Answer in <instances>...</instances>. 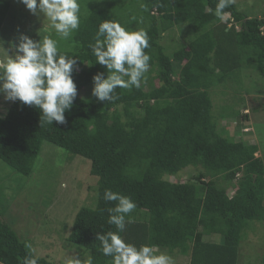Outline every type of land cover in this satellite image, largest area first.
Here are the masks:
<instances>
[{"label":"trees","instance_id":"1","mask_svg":"<svg viewBox=\"0 0 264 264\" xmlns=\"http://www.w3.org/2000/svg\"><path fill=\"white\" fill-rule=\"evenodd\" d=\"M216 3L101 0L91 9L81 4L87 15H81L80 28L69 39L59 40L47 27L41 30L42 37L52 34L59 41L60 54L80 60L73 73L78 95L64 125L40 122L38 109L8 102L0 111V161L11 170L12 186L36 170L46 141L90 160L89 173L96 182L89 197L94 202L74 213L67 236V227L50 231L64 240V252L90 256L92 264H110L96 240V233L116 231L108 224L107 211L116 202L104 200L105 189L136 203L121 233L126 242L155 245L157 254H184L189 264H243L240 250L248 232L258 231L264 240V158L255 155L256 144L235 140L229 133L234 118L238 129L249 123V114L239 111L245 105L241 92L264 94V85L241 82L244 69L264 80V17L248 15L235 0L224 11L231 12L237 30L216 18ZM12 9L9 0H0V39L7 45L10 41L2 32L10 13L15 14ZM105 19L145 30L150 44L145 51L151 57L141 87L117 88L119 99L111 103L97 102L91 93L79 94L104 70L94 64L89 45ZM216 94L221 103H214ZM64 167L61 163L48 170L42 185L55 183ZM185 168L194 170L190 179L166 178ZM6 183L0 185V264H23L28 254L38 256V264H68L75 256L57 261L51 252L42 255L26 247L27 235L14 229L20 217L9 210ZM49 197H42L43 205L50 203ZM259 262L264 264V242Z\"/></svg>","mask_w":264,"mask_h":264},{"label":"clouds","instance_id":"2","mask_svg":"<svg viewBox=\"0 0 264 264\" xmlns=\"http://www.w3.org/2000/svg\"><path fill=\"white\" fill-rule=\"evenodd\" d=\"M18 2L33 16L42 17L43 23L47 22L48 29L54 30L59 40L69 39L80 28L79 0ZM234 3L235 0H217L214 11L217 19L227 26L234 24L238 30L240 27L234 22L231 12L224 11ZM58 43L49 35L34 40L24 33H20L17 41L10 43L8 48L0 40V97L5 102L19 101L22 105L38 109L40 122L51 125L53 122L57 125L67 123L65 113L72 109L78 95L73 73L80 60L60 54ZM89 47L95 57L94 64L104 69L92 76L91 96L97 102H114L119 99L117 88H140L146 80L151 57L145 51L150 47L145 30H130L117 20L105 19L98 25L94 43ZM103 198L107 202H116L114 207L107 209L108 224L114 225L116 231L96 233L100 250L105 257L111 258L110 264H175L171 255L157 254L155 245L141 244L137 247L126 242L121 235L126 224L131 222L129 214L136 208L131 197L105 189ZM26 247L30 249L31 245ZM38 260V256L28 254L23 258V264H38ZM68 264H92V259L89 256L82 262L73 258Z\"/></svg>","mask_w":264,"mask_h":264},{"label":"rangeland","instance_id":"3","mask_svg":"<svg viewBox=\"0 0 264 264\" xmlns=\"http://www.w3.org/2000/svg\"><path fill=\"white\" fill-rule=\"evenodd\" d=\"M9 1L11 2L12 10L15 14L10 13L6 23L7 26L2 32V37L8 38L10 43L17 41L20 33L27 34L34 40H38L40 37L42 38L41 30H47V22L45 21L43 23L42 17L37 18L33 16L22 3L18 2V0ZM238 1L242 4L244 10L247 9L248 15L264 17V0ZM79 2L91 9L95 6L96 2L99 5L101 0H79ZM85 6L81 7V15L83 16L87 15L83 14ZM53 35H55V32ZM53 35L51 34L52 38ZM163 42L168 43V39H164ZM9 44L7 45V43H4V47L8 48ZM244 71L246 75L243 76L244 81L242 80V83L245 82L247 84L251 82L250 84H255L258 87L259 85H264L263 78L257 72L254 73L250 71V69H245ZM255 80L258 84L252 83ZM91 88L92 86L85 87L80 90L79 94L85 97L91 93ZM244 93L245 90L241 92V96L245 97V105L242 103L239 107V111L249 114V123L247 122V125L238 129L236 127L237 119L234 118L233 121L231 120L232 124L230 125L229 133L235 140H244L248 143L256 144L258 146V151L255 155L264 158V94L244 95ZM213 99L214 103H221L220 94L213 96ZM7 103L8 102H5L3 98L0 97V111L4 112V107ZM252 108H256V110H252ZM227 120H221V124H225ZM236 130H239V132L236 133ZM61 163L65 165V167L61 174L57 173L54 177L53 182L55 183L50 182L51 184L47 183L42 185L41 179H43L42 177L46 178L48 176L47 171L52 168L55 169ZM89 168V159L78 154H72L46 141L43 143L42 150L36 161V170L27 178H22L19 185L12 183L11 186L8 183L14 180L9 176L11 170L0 161V185L7 182L4 192L7 194L8 198L10 197L9 210L17 218L20 217V219L16 221L14 229L23 233V236H25V234L27 235L26 237L29 239V244L33 247L35 252L42 255L50 254L51 252L56 255L57 261L62 260V257L65 261L71 256L79 258L82 262L86 260L85 255L78 257L75 255V252H64L62 249L64 240L60 238L58 241V233L52 232L50 234V231L52 229L63 231L65 227H67L68 229L63 231V234L67 236L68 230L72 226L76 214L75 212H77L81 205L94 202V198L91 199L89 195L94 192L93 187L96 182V177L89 173ZM5 170H7L8 173L3 176V171ZM193 174L194 170L192 168H185L176 176L169 175L166 176V178L172 182L178 180L186 181L190 179ZM1 176L3 177L1 178ZM88 184L90 185V189L87 187ZM62 185H66V187H62ZM13 189L15 191H13ZM42 197H49L50 203L48 205H43ZM44 202L47 203L46 201ZM48 214H50V217ZM248 233L249 238L245 239L240 250V261L243 262V264H260L259 258L263 251L264 240L262 239L263 242L260 240L258 231H256L255 234H252L251 231ZM161 251L170 255V253L165 250ZM171 256L174 258L175 264H189V256L187 257L179 253L171 254Z\"/></svg>","mask_w":264,"mask_h":264}]
</instances>
